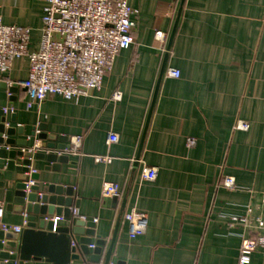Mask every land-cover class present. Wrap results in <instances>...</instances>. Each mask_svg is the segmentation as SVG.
Returning a JSON list of instances; mask_svg holds the SVG:
<instances>
[{
  "label": "crops",
  "instance_id": "1",
  "mask_svg": "<svg viewBox=\"0 0 264 264\" xmlns=\"http://www.w3.org/2000/svg\"><path fill=\"white\" fill-rule=\"evenodd\" d=\"M128 3L139 12L135 42L119 53L100 91L78 99L53 95L28 107L30 97L18 83L28 78L30 63L22 57L0 72V121L5 117L15 130L14 140L28 136L29 148L37 145L45 154L32 159L33 185L73 191L71 215L59 226L97 219L92 244L104 241L101 260L85 255L80 263L104 264L114 241L112 258L126 264H239L244 238L255 234L239 220L264 218V0ZM46 4L0 0V17L29 27L31 49H37ZM157 30L166 34L164 42ZM169 68L180 77L168 76ZM11 106L14 112L3 114ZM239 121L249 129L237 130ZM109 133L117 135L110 145ZM40 135L56 136L57 147L74 136L83 144L79 154L59 151L69 159L50 162L44 147L51 141ZM144 165L158 169L154 181L142 179ZM17 175L0 173V201L4 220L22 225L27 214L9 211L6 202L5 183ZM225 176L235 179L234 189L222 185ZM108 182L119 185V196L102 197ZM133 210L147 216L146 232L134 239L126 220ZM6 243L1 239L0 248L10 261L26 264ZM248 264H264V247Z\"/></svg>",
  "mask_w": 264,
  "mask_h": 264
},
{
  "label": "built area",
  "instance_id": "2",
  "mask_svg": "<svg viewBox=\"0 0 264 264\" xmlns=\"http://www.w3.org/2000/svg\"><path fill=\"white\" fill-rule=\"evenodd\" d=\"M41 39L37 49H31V29L18 25H6L0 17V72H9L13 63L27 57L30 63L28 78L18 84L27 90L30 97L28 107L43 102L47 97L59 95L66 99H78L100 91L105 75L113 68L117 56L129 49L135 42L134 33L137 29L139 12L133 9L128 0H46ZM155 37L164 42L166 34L157 30ZM167 75L180 77L178 69L169 68ZM122 97L121 92L114 93V100ZM14 107H4L3 114L14 112ZM237 130L247 131L248 123L239 121ZM117 141V135L109 133L108 144ZM83 144L81 136H74L61 151L67 155L80 153ZM195 140L189 139L192 147ZM39 146L29 148L34 156ZM31 158V163H32ZM98 162H110L108 158L97 157ZM158 169L142 168V179L154 181ZM36 174L29 168L27 175ZM34 181L26 182L30 191ZM222 185L234 189L235 179L225 176ZM120 195L119 185L108 182L103 185L102 197L110 198ZM264 203V200H263ZM74 215L78 216L77 212ZM5 204L0 201V231L4 234H20L28 224L26 215L22 225L8 223L4 220ZM87 222L85 217H80ZM53 223V231L59 227L64 217H46ZM129 223V234L132 239L143 235L147 230V216L138 211L126 214ZM236 220V219H235ZM245 226L255 231L254 236L244 238L239 264H248L250 255L264 247V218L252 220L249 216L240 219ZM93 222H97L95 219ZM95 248L94 244H91Z\"/></svg>",
  "mask_w": 264,
  "mask_h": 264
},
{
  "label": "water",
  "instance_id": "3",
  "mask_svg": "<svg viewBox=\"0 0 264 264\" xmlns=\"http://www.w3.org/2000/svg\"><path fill=\"white\" fill-rule=\"evenodd\" d=\"M3 87L8 89V85L3 83ZM22 133V130L19 129ZM15 130L7 126L6 118L0 121V173L6 169L8 173L16 171L15 182L5 183L7 186L6 202L7 209L18 213H26L28 224L20 233L4 234L0 231V240H7L6 248L17 250V257L26 264H32V261L45 259L52 264H82L79 261L82 256H90L91 261L100 262V254L104 241L98 240L95 250L91 252L89 245L92 244V236L95 235L94 223L82 220L76 221L72 226H59L53 231V223L46 222L45 217L57 216L69 218L73 202V191L68 189L66 195L60 188L52 185L40 188L39 185H32L30 191L27 190L26 182L31 179L37 181L38 176L27 175L31 166V158L45 157V154L36 153L34 156L28 151V136H21L20 140H14L12 136ZM43 140H49L51 143L46 145L47 159L50 162H60L69 159L67 155H58L66 144L57 145L54 135H40ZM42 216L37 221V216ZM77 241V235H83ZM109 249L104 264H126L118 258H112V248ZM8 251L0 248V264H13Z\"/></svg>",
  "mask_w": 264,
  "mask_h": 264
}]
</instances>
